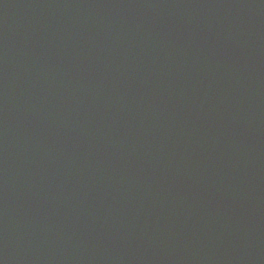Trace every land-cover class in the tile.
<instances>
[{"label":"water","instance_id":"obj_1","mask_svg":"<svg viewBox=\"0 0 264 264\" xmlns=\"http://www.w3.org/2000/svg\"><path fill=\"white\" fill-rule=\"evenodd\" d=\"M0 264H264V0H0Z\"/></svg>","mask_w":264,"mask_h":264}]
</instances>
